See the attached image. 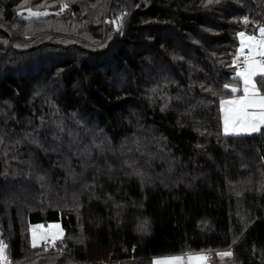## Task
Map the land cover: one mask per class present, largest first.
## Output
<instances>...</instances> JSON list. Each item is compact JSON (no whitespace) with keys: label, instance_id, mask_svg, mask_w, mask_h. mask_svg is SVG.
Instances as JSON below:
<instances>
[{"label":"trees","instance_id":"1","mask_svg":"<svg viewBox=\"0 0 264 264\" xmlns=\"http://www.w3.org/2000/svg\"><path fill=\"white\" fill-rule=\"evenodd\" d=\"M260 26L264 0H0L3 256L264 264V126L225 134L220 103ZM51 221L64 236L33 247Z\"/></svg>","mask_w":264,"mask_h":264},{"label":"snow or ice","instance_id":"2","mask_svg":"<svg viewBox=\"0 0 264 264\" xmlns=\"http://www.w3.org/2000/svg\"><path fill=\"white\" fill-rule=\"evenodd\" d=\"M216 2L218 3L219 0H216ZM63 7H67V4H64ZM28 11L31 15L37 17L47 15L46 12H32L31 9H28ZM244 19L247 21V17H244ZM259 32V39L255 36H249L247 37V43L245 42V33H238L241 37L239 55L245 57L243 67L237 64V76L243 81V95L233 96L220 102L225 134L259 132L261 126H264V91H261V89H264V27H260ZM245 48H248L247 52L244 51ZM254 78L259 79V85L257 84V79ZM224 87L228 88L230 85L225 84ZM237 91L236 87H232L233 93ZM56 227L58 228L59 226L57 225ZM48 235H51L53 241L57 239L56 233H45L40 238L46 239ZM36 239V234L33 233V247L36 246ZM2 253L3 248H0V260H6ZM218 255L231 256L232 253L221 252ZM180 259V257L164 258L155 261V264H178ZM204 259L205 257L203 256L189 255L188 257L189 264H192L193 261L199 264Z\"/></svg>","mask_w":264,"mask_h":264},{"label":"rangeland","instance_id":"3","mask_svg":"<svg viewBox=\"0 0 264 264\" xmlns=\"http://www.w3.org/2000/svg\"><path fill=\"white\" fill-rule=\"evenodd\" d=\"M260 27H264V26H260ZM259 27V29H260ZM240 32L245 33V42L247 43V37L249 36H255L257 37V39H259L260 37V32L258 30V34L254 35V34H249L244 27H241ZM239 32V33H240ZM240 40L241 37L239 36V47H238V52L240 51ZM245 52L248 51V48L244 49ZM237 71L235 70V76H237ZM239 77V76H237ZM240 78V77H239ZM241 79V78H240ZM257 79V78H254ZM258 84V81H257ZM259 85V84H258ZM238 89V87H236ZM241 92L236 93L228 98H225L224 100H228L230 98H232L233 96H240L243 95V81L241 79ZM223 115V112H222ZM263 126H261L262 128ZM224 129V127H223ZM261 130V129H260ZM257 133V132H254ZM229 135H241V134H253V133H228ZM59 226L58 228L56 226ZM33 233L36 234V246L42 245V244H54L58 239L62 238L64 236V228L62 227V224L60 221H51L49 223H34L31 225V243L33 245ZM45 233H56L57 234V239H55L54 241L51 239V235H48L46 239H41V235L45 234ZM2 248V247H1ZM221 252H231V249H226V250H221V251H216V252H191V253H180V254H173V255H161V256H156L154 257L153 260V264H155V261L160 260V259H164V258H172V257H180V261L178 262V264H189V260L188 257L189 255L191 256H203L205 257V259L202 262H199V264H212L214 260L219 259V258H223L226 256H220L218 255V253ZM210 253L213 254L212 257H210ZM192 264H197L196 261H193Z\"/></svg>","mask_w":264,"mask_h":264},{"label":"built area","instance_id":"4","mask_svg":"<svg viewBox=\"0 0 264 264\" xmlns=\"http://www.w3.org/2000/svg\"><path fill=\"white\" fill-rule=\"evenodd\" d=\"M245 57L243 55H238L236 58V65L240 64L241 67H243V61H244ZM213 254L210 253V257H212ZM3 264H13L12 263V259L10 257L6 258V260L3 261Z\"/></svg>","mask_w":264,"mask_h":264}]
</instances>
